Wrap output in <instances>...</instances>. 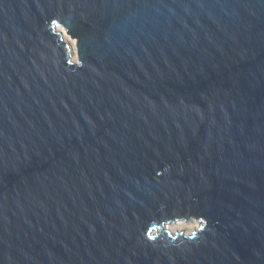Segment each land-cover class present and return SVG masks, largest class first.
I'll return each instance as SVG.
<instances>
[{
    "label": "water",
    "instance_id": "obj_1",
    "mask_svg": "<svg viewBox=\"0 0 264 264\" xmlns=\"http://www.w3.org/2000/svg\"><path fill=\"white\" fill-rule=\"evenodd\" d=\"M0 264H264V0H0Z\"/></svg>",
    "mask_w": 264,
    "mask_h": 264
},
{
    "label": "rangeland",
    "instance_id": "obj_2",
    "mask_svg": "<svg viewBox=\"0 0 264 264\" xmlns=\"http://www.w3.org/2000/svg\"><path fill=\"white\" fill-rule=\"evenodd\" d=\"M62 28V29H64L63 27H61V26H57V28ZM65 30V29H64ZM66 31V30H65ZM66 37H67V39H69V41H70V43L72 44V46H73V50L76 52V48H75V41H76V39H72L68 34H66L65 35ZM76 57H77V54L76 53H74V55H73V58L74 59H76ZM179 221H181L180 223H178V225H173L176 229H184L185 230V232H187V233H189V232H191L192 230H194L197 226H198V224L199 223H193V221H185V220H179ZM194 221H196V220H194ZM175 229V230H176Z\"/></svg>",
    "mask_w": 264,
    "mask_h": 264
},
{
    "label": "bare ground",
    "instance_id": "obj_3",
    "mask_svg": "<svg viewBox=\"0 0 264 264\" xmlns=\"http://www.w3.org/2000/svg\"><path fill=\"white\" fill-rule=\"evenodd\" d=\"M59 29H62V28H60L59 27ZM63 30V32H64V35H66L67 33H66V31L64 30V29H62ZM181 221H175V222H172V223H169V224H166V226H165V228H167V229H170V230H175L176 228L173 226V225H178V223H180ZM193 223H198V221L196 220V221H194L193 220ZM177 230V229H176Z\"/></svg>",
    "mask_w": 264,
    "mask_h": 264
}]
</instances>
